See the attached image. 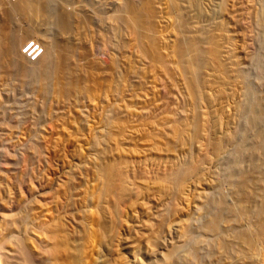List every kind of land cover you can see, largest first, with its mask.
Wrapping results in <instances>:
<instances>
[{"label": "rangeland", "instance_id": "1", "mask_svg": "<svg viewBox=\"0 0 264 264\" xmlns=\"http://www.w3.org/2000/svg\"><path fill=\"white\" fill-rule=\"evenodd\" d=\"M0 147L10 235L71 236L3 264H264V0H0Z\"/></svg>", "mask_w": 264, "mask_h": 264}, {"label": "bare ground", "instance_id": "2", "mask_svg": "<svg viewBox=\"0 0 264 264\" xmlns=\"http://www.w3.org/2000/svg\"><path fill=\"white\" fill-rule=\"evenodd\" d=\"M35 52V51H34ZM2 60V59H1ZM4 143V142H3ZM1 148V147H0ZM53 149V148H52ZM4 151V150H3ZM2 152V151H1ZM5 152V151H4ZM51 153V151H50ZM5 154V153H4ZM2 155V154H1ZM52 155V153H51ZM53 156V155H52ZM49 160V159H48ZM41 161V160H39ZM51 162V161H50ZM49 162V164H50ZM40 164V163H39ZM42 164V163H41ZM48 164V163H47ZM52 164V163H51ZM50 164V166H51ZM45 166V165H44ZM1 169V168H0ZM50 169V168H49ZM36 173V172H35ZM38 176V175H37ZM3 195V194H1ZM3 201V199H1ZM1 203V202H0ZM6 203V202H5ZM4 204V203H3ZM2 205V204H1ZM5 207V206H4ZM128 216V215H127ZM69 220V219H68ZM16 222V221H15ZM109 222V221H107ZM17 223V222H16ZM118 223V222H117ZM8 224L9 222L8 221H0V244H1V247H3L5 249V246H8L10 245V243L12 244V246H14V248L16 250L19 251V258L20 256L23 257L25 260H29L30 262H35L37 260V263L39 262L38 260L39 259H36V258H39L37 257L39 254H36L34 252V247L33 244H36V247L38 245V248H40V250H43L44 252L46 253H49L50 255H54L57 259H61L65 256H63L64 252H63V249L65 250L66 246L70 243V239L71 236L69 237V230L67 231L66 228L63 229L56 225L55 226V229L52 231V229H49L47 230L46 232L44 233H41L44 234L43 236H45L42 240L41 243H39L37 241V239H35V236H33L32 234H22V235H10L9 233V228L10 226L8 227ZM120 224V223H119ZM136 224V223H135ZM63 227H66L65 224L63 225ZM68 227V226H67ZM21 228V227H20ZM22 229V228H21ZM29 230V229H27ZM45 231V230H44ZM150 231V230H149ZM52 232V233H51ZM47 233V234H46ZM71 234V233H70ZM112 234V233H111ZM114 234V233H113ZM115 234H118V233H115ZM114 234V235H115ZM133 234V233H132ZM150 234V233H149ZM134 235V234H133ZM133 235H131L128 239V241H125L123 245V247L121 248L120 246V249H109V251H111L109 253V256L110 258H108L106 261L103 260V264H148L151 262V256L150 255V252L148 251V249H146L147 247L145 246V243H143L142 245L144 246L142 248V246L140 247L139 245H137V241H136V236L134 237ZM147 235V234H146ZM40 236V235H39ZM112 236V235H111ZM111 236L109 238H111ZM117 236V235H116ZM144 235H142L143 237ZM139 238H141L140 236H138ZM137 237V239H138ZM149 237V236H148ZM113 238V237H112ZM111 238V239H112ZM117 238V237H116ZM145 238V237H144ZM142 238V239H144ZM48 239H50L49 241H47ZM107 239V238H105ZM114 239H115V236H114ZM104 240V239H103ZM108 240V239H107ZM51 241V242H50ZM114 241V240H113ZM142 241V240H141ZM140 241V242H141ZM147 241V240H146ZM47 242H48V245L49 247H51V249L47 248L46 247L48 246L47 245ZM53 242V243H52ZM103 242H106V240H104ZM112 243V242H111ZM8 244V245H7ZM52 244V245H51ZM71 244V243H70ZM140 244V243H139ZM110 245V244H108ZM112 245V244H111ZM148 245V244H147ZM150 245V244H149ZM0 247V248H1ZM111 247V246H110ZM113 247V245H112ZM117 247V246H116ZM146 247V248H145ZM2 249V248H1ZM52 250V251H51ZM69 250V249H68ZM141 250V252H140ZM1 251V250H0ZM36 251V250H35ZM152 251V250H151ZM15 252V250L13 251V253ZM66 252V250H65ZM154 252V251H153ZM18 252H16L15 254H17ZM40 253V252H39ZM67 253V252H66ZM66 253L64 255H66ZM71 253V251H70ZM1 254V253H0ZM41 254V253H40ZM108 254V253H107ZM4 256V255H3ZM8 256V255H7ZM6 256V257H7ZM10 256V255H9ZM8 256V257H9ZM68 256V255H67ZM114 258H113V257ZM5 257V256H4ZM3 257V258H4ZM7 257V259H8ZM51 257V256H50ZM53 257V256H52ZM10 258V257H9ZM49 258V257H48ZM52 259V258H51ZM50 259V260H51ZM55 259V258H54ZM54 259H52L51 261H53ZM5 259H3L4 261ZM13 261H9L10 263H6V264H21L20 260L18 258H13L11 259ZM43 260V259H42ZM0 258V264H3L5 263L6 261L3 262ZM44 261V260H43ZM47 260L45 259V263ZM55 261V260H54ZM60 261V260H59ZM2 262V263H1ZM174 262V261H173ZM176 262V260H175ZM24 263V262H23ZM50 263V262H49ZM47 263V264H49ZM52 263V262H51ZM50 263V264H51ZM55 264H58L56 262H54ZM99 263V262H98ZM53 264V263H52ZM176 264V263H174Z\"/></svg>", "mask_w": 264, "mask_h": 264}, {"label": "built area", "instance_id": "3", "mask_svg": "<svg viewBox=\"0 0 264 264\" xmlns=\"http://www.w3.org/2000/svg\"><path fill=\"white\" fill-rule=\"evenodd\" d=\"M30 48H31V46L29 47V49H30ZM34 51H35V52H34ZM39 53H41V50H39L38 47H33V48H31L30 51L28 52L29 57H30V59H32V60H36V59H38V57L41 55V54H39Z\"/></svg>", "mask_w": 264, "mask_h": 264}]
</instances>
